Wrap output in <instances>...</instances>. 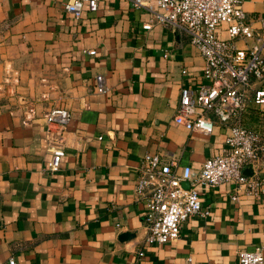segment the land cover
I'll use <instances>...</instances> for the list:
<instances>
[{
    "label": "crops",
    "instance_id": "crops-1",
    "mask_svg": "<svg viewBox=\"0 0 264 264\" xmlns=\"http://www.w3.org/2000/svg\"><path fill=\"white\" fill-rule=\"evenodd\" d=\"M71 1L0 0V264H239V248L264 245V105L244 114L261 136L250 175L263 189L198 183L209 214L189 215L174 240L144 243L142 155L197 173L227 127L205 133L174 119L180 87L196 84L203 66L186 34L144 28L149 14L130 0H97L94 10L85 1L79 15L65 8ZM262 2L241 3L258 32ZM96 74L108 91L97 90ZM52 106L72 112L55 169L47 164L60 143L50 147L43 118Z\"/></svg>",
    "mask_w": 264,
    "mask_h": 264
},
{
    "label": "built area",
    "instance_id": "built-area-1",
    "mask_svg": "<svg viewBox=\"0 0 264 264\" xmlns=\"http://www.w3.org/2000/svg\"><path fill=\"white\" fill-rule=\"evenodd\" d=\"M85 1L96 9L97 0H73L65 8L79 15ZM130 1L148 12L144 28L154 22L171 26L186 34L203 58L199 81L180 87L174 119L190 130L205 133H211L216 122L227 127L221 151L205 158L197 173L190 165L178 167L173 158L159 152L142 155L135 191L144 202V243L163 244L179 236L181 224L189 215L209 214V209L202 206L196 184L230 182L254 193L263 189L261 178L245 172L247 167H257L262 144L258 129L244 122V114L249 103L264 105V17H259L258 32L247 20L242 0ZM262 3L264 6V0ZM222 30L226 35L221 34ZM255 37L257 42L236 44L238 39ZM181 72L187 74V69L183 67ZM95 84L98 91H108L102 74L95 75ZM71 117L69 108L56 106L43 115L50 147L60 143L48 161L49 169L59 165ZM237 260L239 264H264V245L239 248ZM8 263L16 261L10 257Z\"/></svg>",
    "mask_w": 264,
    "mask_h": 264
},
{
    "label": "water",
    "instance_id": "water-1",
    "mask_svg": "<svg viewBox=\"0 0 264 264\" xmlns=\"http://www.w3.org/2000/svg\"><path fill=\"white\" fill-rule=\"evenodd\" d=\"M245 172H246L247 174H250V173H251L250 168H249V167L245 168ZM184 184L187 185V182L184 181ZM125 236H128V233H122V234H121V237H125Z\"/></svg>",
    "mask_w": 264,
    "mask_h": 264
}]
</instances>
